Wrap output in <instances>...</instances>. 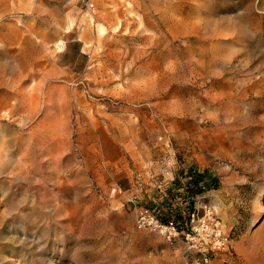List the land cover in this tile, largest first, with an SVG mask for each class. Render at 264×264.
<instances>
[{
    "label": "rangeland",
    "instance_id": "1",
    "mask_svg": "<svg viewBox=\"0 0 264 264\" xmlns=\"http://www.w3.org/2000/svg\"><path fill=\"white\" fill-rule=\"evenodd\" d=\"M193 202L264 257V0H0V264H205Z\"/></svg>",
    "mask_w": 264,
    "mask_h": 264
},
{
    "label": "built area",
    "instance_id": "2",
    "mask_svg": "<svg viewBox=\"0 0 264 264\" xmlns=\"http://www.w3.org/2000/svg\"><path fill=\"white\" fill-rule=\"evenodd\" d=\"M194 174H190L187 179L191 181ZM191 195L188 199H193ZM199 207L193 205L186 212V221L178 222L172 217L161 218L160 214L148 208L141 207L136 211L135 225L137 229H147L159 232L167 239L181 236L189 252L197 258H201L205 264L212 256L222 251H227L230 245L228 234L223 231L220 220L215 216L213 207L203 208V218L198 217ZM182 217V215H181Z\"/></svg>",
    "mask_w": 264,
    "mask_h": 264
},
{
    "label": "bare ground",
    "instance_id": "3",
    "mask_svg": "<svg viewBox=\"0 0 264 264\" xmlns=\"http://www.w3.org/2000/svg\"><path fill=\"white\" fill-rule=\"evenodd\" d=\"M61 42V41H60ZM60 47V46H59ZM63 47V46H62ZM62 112V111H61ZM61 119V118H60ZM51 120V119H50ZM46 121V120H45ZM31 124V123H30ZM32 126V125H31ZM36 129V128H35ZM23 132V131H22ZM48 133V132H47ZM18 135V134H17ZM52 136V135H51ZM20 146V145H19ZM24 163V162H23ZM254 264H264V257L261 259V260H259V261H256V262H254Z\"/></svg>",
    "mask_w": 264,
    "mask_h": 264
}]
</instances>
